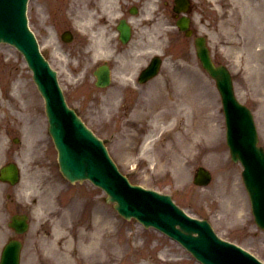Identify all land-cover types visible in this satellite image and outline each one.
I'll return each mask as SVG.
<instances>
[{"label":"rangeland","instance_id":"374dc122","mask_svg":"<svg viewBox=\"0 0 264 264\" xmlns=\"http://www.w3.org/2000/svg\"><path fill=\"white\" fill-rule=\"evenodd\" d=\"M204 1L208 12L203 23L213 56L230 67L236 94L253 109L259 141L264 146V47L258 51L255 49L264 46V23L259 20L262 19L260 12L264 11V0ZM40 2L30 1L29 14L43 48L58 69L60 82L71 104L78 107L80 103L77 108L80 115L107 140L120 169L129 173L137 183L172 193L177 203L186 210L208 218L220 235L241 242L264 257V231L255 227L246 191L243 190V194L237 189L236 194L229 190L234 179L242 185L237 169L240 164L232 161L228 147L215 157L219 153L216 148L224 147L221 96L215 81L203 70L190 40L179 36L175 28L164 21L163 34L158 42L163 46L165 56L161 74L140 85L133 81V72L137 67L131 68L126 75L115 77L111 86L98 88L93 82L92 68L88 64L89 68L82 67L78 59L80 0L76 4L54 2L43 6L39 5ZM235 23L239 25L238 30L245 33L241 34L243 38L239 46L231 44V40L236 39L231 29ZM67 28L75 32L73 41L69 43L61 38V32ZM253 36L254 39L257 37L255 43L251 42ZM56 45L63 52L56 50ZM65 50L67 52L64 53ZM0 59L7 60L3 72L18 78L16 85L20 105L16 101H3L4 96H0V124L11 130L4 132L11 150H6L8 156L4 152L0 165L9 158H17L16 155L24 163L23 177L16 189V201L20 211L31 214L32 223L30 230L23 235L22 264H97L94 259L100 257L110 259L114 264H128L126 258L130 250L149 246L155 249L149 254L148 263H155L156 257L164 253L165 258H190L191 262L187 264H199L168 236L155 229H147L138 221L130 222L121 217L113 205L105 201L106 194L102 189L88 181L73 184L63 177L58 166L57 150L48 133L44 101L35 91L31 70L21 53L12 46H0ZM185 76L196 80L191 100L181 103L180 111L172 112L183 113L187 123L194 117L191 119L188 112H199L194 125L190 123L192 128L187 137V123L184 124L183 120L182 123L159 120L155 114L173 103V94L181 91ZM81 80L85 81L80 84V97L84 99L79 102ZM204 92L208 95V102H204L205 110L200 108ZM34 107L36 112L42 113V120L23 124L21 119L35 112ZM140 112L149 113L144 123L135 121ZM209 112L212 114L209 115ZM155 126L158 127L153 130ZM170 129H175V132L169 133ZM167 132L168 135L165 134ZM147 135L152 137L146 143ZM14 136L20 137L19 143L13 141ZM175 139L176 143H173ZM167 149L169 152H166ZM223 160L225 164H222ZM221 164L227 169H218ZM200 165L208 167L214 176V181L207 187L193 182L194 172ZM234 198L239 203L234 202ZM51 212L60 214L55 217ZM79 225L80 231L94 232L96 240L101 243L105 239L112 240L113 245L106 249L110 253L102 249L100 255L87 256L84 253L85 244L82 246L81 243L80 250L76 246V250L71 252L70 248L77 242ZM109 226L112 235L108 232ZM133 230L138 234L135 238L134 235L128 236ZM136 255L140 257L143 254Z\"/></svg>","mask_w":264,"mask_h":264},{"label":"water","instance_id":"95a60500","mask_svg":"<svg viewBox=\"0 0 264 264\" xmlns=\"http://www.w3.org/2000/svg\"><path fill=\"white\" fill-rule=\"evenodd\" d=\"M201 55L205 61L206 66L209 68L210 72L219 79V86L222 91L226 89H230L227 81L224 80V74L226 71L222 67H215L213 63L210 61L206 51H201ZM44 93L49 99V95L54 94V86L52 83H49L46 87L42 88ZM64 113H59L58 115L65 118V124H58L57 116L55 112H49L51 123H52V131L55 135L56 143L62 151V160H63V170L67 176L71 179H75L76 177H80V175H84L83 172L88 169L91 173H96L98 175H91L93 178L99 179L100 182L109 183L110 180L105 179L104 172L102 168L108 169L112 167L109 163L110 158L107 156L106 150L102 146L101 142H97L96 148H93L91 145V141L94 137L91 135L89 131L83 126L81 120L76 116V114L64 107ZM66 114V117L64 115ZM89 151L92 152L93 157L89 159L87 165L82 163V159L84 157L89 156ZM109 160V161H108ZM81 169V172L79 171ZM78 174V175H72ZM126 191H121V194L126 196ZM118 196V195H117ZM133 201H136L132 199ZM122 207L124 209H131V205L121 197ZM137 203V202H136ZM163 207L161 212L151 211L150 217L154 216L159 219L158 223L164 222L166 224L172 225L176 219L171 215V209L167 202H163ZM133 211L136 210L133 208ZM177 212V210H176ZM183 226L186 229H191V227L187 226L184 222H182ZM210 234H212L210 232ZM180 236L190 238V235H185L182 232H179ZM196 246L201 248V246H205L207 241L204 237L194 238ZM15 251L6 250L3 258L2 264H17V260L13 258Z\"/></svg>","mask_w":264,"mask_h":264},{"label":"bare ground","instance_id":"6f19581e","mask_svg":"<svg viewBox=\"0 0 264 264\" xmlns=\"http://www.w3.org/2000/svg\"><path fill=\"white\" fill-rule=\"evenodd\" d=\"M188 85H191V84L189 83ZM190 92H191V90L188 89L187 90V95L188 96H176V99L174 100L173 103L165 106L164 109H162V110H160V111L155 113L156 117H159L160 118L159 120H169L171 118V120H173L175 122H181V120L183 119L182 116H181V113L180 112H172V110L180 111L181 110V108H180L181 103H183V102L187 103V102H189L191 100ZM11 97H12V99L14 101L18 102V104L20 105V100L18 99L16 92L12 93ZM207 98H208V95H207L206 92H204L201 95V99H203V102H206ZM6 105H7V103L5 102L4 106H6ZM21 105L23 106L24 104L22 103ZM200 108L205 110L203 105H201ZM198 113L199 112H193V116L194 117H193L192 125H194L195 117L197 116ZM147 117H149V113L148 112H140L137 115L136 122L144 123V120ZM32 120H33V118H32ZM157 127L158 126H155L153 129L155 130V129H157ZM191 128H192L191 125L190 126L187 125L186 130L189 131V130H191ZM176 140L177 139L172 140V142L176 143ZM3 146L4 145L0 142V152H1L2 148H3ZM173 150L175 151V147L173 148ZM166 152H169V149H167ZM51 187H52V185L49 186V188H51ZM95 223L99 224V221H96ZM111 224H113V223H111ZM97 232H100V230H98ZM80 243H81L82 246H84V244H85L84 253L87 256L94 257V254L100 255V251L102 250V244L103 243H101L98 240H96V236H95L94 232H91V233L90 232H88V233L87 232L86 233L82 232L80 234ZM108 246H109V244H106V245L103 244L104 248H107ZM171 260H172V262L174 264H181L180 263V261H181L180 259L173 258ZM94 262L97 263V264H109L111 262V260L107 259L105 257H100V259L99 258H95ZM156 262L157 263L161 262V260L158 259ZM138 264H148L147 259L146 258H142L141 260L138 261Z\"/></svg>","mask_w":264,"mask_h":264},{"label":"flooded vegetation","instance_id":"af4514ba","mask_svg":"<svg viewBox=\"0 0 264 264\" xmlns=\"http://www.w3.org/2000/svg\"><path fill=\"white\" fill-rule=\"evenodd\" d=\"M146 2H149V0H145ZM156 17H157V14H156ZM85 41H82V46H84L85 45Z\"/></svg>","mask_w":264,"mask_h":264}]
</instances>
